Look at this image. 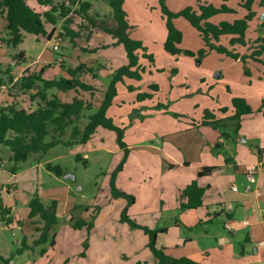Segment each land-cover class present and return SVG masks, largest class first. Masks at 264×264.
<instances>
[{
	"label": "crops",
	"instance_id": "crops-1",
	"mask_svg": "<svg viewBox=\"0 0 264 264\" xmlns=\"http://www.w3.org/2000/svg\"><path fill=\"white\" fill-rule=\"evenodd\" d=\"M134 1L129 2V0H126L124 4L130 24L133 21L131 19V11H129L127 5L131 3L133 6L138 7L139 0ZM148 1L156 3L157 0ZM196 1L190 0L189 5L195 6ZM28 3L39 13L49 10V6L40 5L37 0H28ZM94 3L93 1V7ZM106 7L107 13L112 15V8ZM254 10L257 15L250 22L246 41L248 42L249 38L252 37L256 41V45H258L257 40L264 37V34L262 35L261 33V30L264 29L261 25L264 9L258 11L254 7ZM221 15L212 18L211 21L218 24L214 19ZM111 19L115 20L114 17ZM234 20L229 18L222 19V21L230 22ZM6 25L7 20L0 17V26L5 28ZM48 26H51V30H49L51 32L53 26L47 25V31ZM61 26L59 21L53 36L56 35ZM105 37V46H108V48L104 50L103 55H98L94 60L85 56L73 59L70 54L77 56V50L80 48L71 47V49H68L70 53L66 56L56 55L53 57L51 63L56 66L53 65L54 69H51L50 72L49 69L44 70L43 78L56 79L53 76H49L53 75L52 70H59L57 79L61 77V73H63L64 78H69L67 69L64 70V64L59 65V61L68 62L71 69L84 65L93 69L94 74L90 72L83 73L79 76L80 79L87 84L100 88L101 92H105L107 80L110 82L111 74L127 64V55L123 46L113 45L115 40L111 35L108 34ZM83 47L91 48V43L90 46L84 45ZM234 47L242 53L245 50L244 46H239L238 44L234 45ZM260 59L263 63L251 58L246 59L249 64L252 63L254 65L251 77L245 81L246 85L243 86V88L247 87L246 90L248 91L242 92V95H234L233 98H244L251 105V102H253L252 87L255 84L260 85L264 80V54L260 56ZM234 60L240 61L242 59ZM26 62L27 60H25ZM31 65V63L27 64L28 67ZM260 65H263V70H261ZM218 73L221 74V72ZM221 77H223L222 74ZM125 85L132 86L136 91H131ZM138 85L139 82L133 79H125L124 83L118 84V92L134 94L139 91ZM67 92L59 91L54 92V94H57L63 102L69 103L72 102L73 98L64 97ZM256 95L255 101L259 104L261 95L257 93ZM148 101L149 99L137 104L132 103L134 107L139 109L140 106L142 108V114L149 115L152 102L149 104ZM31 103L37 106L39 101L36 100V102L32 101ZM123 106H125V101H122L119 97L113 101V105L108 110V116L118 126L128 125V120L125 117L127 114L122 113ZM30 109H35V107L31 105ZM201 109H204L203 111L211 110L209 105ZM212 112L215 119L221 121L223 125L221 130L227 134L226 137L221 135L219 130L203 124L205 117L202 112V115H196L195 119L188 121L186 129H189V134L194 136L192 142H189L190 145L184 148V142L178 141L176 144L180 146V149H170V152L161 151L158 153L159 149L155 144L149 146V148L146 147L143 142H140V140L145 138L143 130L139 129V138L134 133L136 126H138V121H130L128 125L130 129L126 131L125 139L128 134L136 136L137 140L139 139V169L143 172L142 174L139 172V179L134 176V173H129L134 165L133 154L135 145L128 144L131 148V153L124 170L118 176L117 185L121 190L135 196L136 201L129 208V214L132 218L139 224L152 229L167 230L160 233L157 240V246L165 249L167 254L173 257H188L201 264H264V100H261L257 108V112L263 115L260 123L254 125L258 129L254 133L247 134L241 125L239 132L235 134L233 139L232 137L228 139L229 132H234L236 127L235 122L230 120V117L235 113L233 103L230 107L229 105L225 107L218 106ZM152 114L157 115L158 113ZM253 115L254 113L247 115L243 117V120L252 119ZM155 124H160V122L156 121ZM210 128L218 132L217 135L209 134ZM260 128V132L263 135L262 142L257 134ZM96 134H98V129ZM242 134L246 136L247 140L245 139V142L242 143L243 145L235 148ZM233 140L234 142L231 143ZM193 142L194 144L192 145ZM1 149L2 147H0V152ZM176 151L178 154L175 153ZM11 155L12 153L10 152L8 154L9 160ZM163 155L167 157V160H163ZM119 159H116V163H118ZM11 162L14 163L13 161ZM4 166V163L0 162V167ZM41 167L43 166L39 163L38 165L22 169L17 163H14V166L7 170L8 179L4 183H0V222L6 224L5 227L7 226L11 229L17 227L21 230L23 225L20 224L19 226L17 215L20 216V221L29 224L28 227L32 223L30 220L37 221L39 227L43 226L39 217L30 218L28 205L32 198L25 194V190L22 191L19 188L20 184L13 183L17 178L30 175L32 172L41 173ZM205 167H217V170L211 175L200 176L199 173ZM15 169L16 171H14ZM152 170L156 172L155 174L158 178L153 181V184L146 185L143 175L145 172L151 174ZM106 179L109 182V173ZM29 180L31 185L33 182H37L33 181V178ZM193 181H197L200 187L205 188L203 205L197 209H185L182 205L187 203V198L183 196V191ZM137 182H139V185ZM234 186L237 187V190H233ZM108 189L107 191L106 188L101 189L100 195L90 204L79 203L70 199L62 204L55 196H50L49 192L42 193V191L36 190L38 192L36 194H40V197L46 199L45 203H50V201L54 200L58 202L57 213L59 218L64 216L61 214L63 212L70 213L66 217L68 225L63 228L65 233L63 236L56 235V244L52 250L57 253L56 255H63L65 261L69 262L72 258L82 254L80 246L83 241L88 240V256L90 254L97 257L93 264H106L110 258L112 259L110 264H138L139 262L155 264V258L148 248V236L146 234L142 237L139 236V231L142 233L144 231L132 228L127 223L119 221L120 211L126 206V200L123 198L114 199L110 194V187ZM166 190L171 192V199L168 202L163 199ZM103 200H105V203ZM95 206H98L96 212L94 211ZM118 206L120 207L118 208ZM74 210L80 212V220L87 224H93L90 233L87 232L86 225L80 229L73 228L72 224L77 219ZM70 217L74 218V221L72 220L73 223L69 221ZM163 223L165 225H162ZM1 235L0 259H8L14 252L7 247ZM23 237L28 238L26 233H23ZM139 237L141 238V245L139 244ZM17 242L21 243L22 241L19 239ZM113 248L115 250H112ZM37 250L38 248L35 247L31 251L25 252L34 253ZM67 250L69 251L68 254L71 253V258L66 255ZM25 252L23 253L24 255ZM139 255L141 256L139 257ZM20 256L16 255L13 257L9 264H20ZM40 260L42 259L37 256L33 257L32 262L29 260L27 263L36 264ZM0 264L2 263L0 262Z\"/></svg>",
	"mask_w": 264,
	"mask_h": 264
},
{
	"label": "rangeland",
	"instance_id": "rangeland-1",
	"mask_svg": "<svg viewBox=\"0 0 264 264\" xmlns=\"http://www.w3.org/2000/svg\"><path fill=\"white\" fill-rule=\"evenodd\" d=\"M130 1L135 2L134 0H129V2ZM189 1L190 0H167V5L170 10L178 12L187 6H193L189 5ZM94 2V7L90 11V14L97 20V22L107 25L108 27H116V21L111 19L113 13L112 15L107 13L106 6H108V8H110V6L103 0H94ZM222 2L223 1L220 0H197L193 7L198 9L200 4L205 5L213 3L221 5ZM224 4L237 10V14L221 15L214 19V21L218 23L221 22L222 19L229 18L232 20L240 17L243 18L247 13V10L244 7V0H228L224 2ZM254 7L258 11L264 9L259 3H256ZM127 8L131 11V19L133 21L132 24L129 23L131 27L129 34L133 39L141 40L144 43L147 47V52L152 54L153 61L142 56L141 53L139 66L142 78L141 80L133 79L134 81L139 82V91L134 94H125L120 91L115 99L120 97L122 101H125L122 113L127 114L125 117L128 120V125L130 121H138V126H136L134 133H136L139 138V129L143 130L145 138L140 140V142H143L146 147L149 148V146L155 144L159 149L158 153L161 151L170 152V149H180V146L176 144L180 141L184 142L183 147L185 148L190 145L192 138L194 137L189 134V129H186L188 127V121H190V119H195L196 115H202V112L204 117H206L207 113L213 114V109H216L218 106H232L234 95H242V92L244 93L248 91L246 90L247 87L243 88V86L246 85L245 81L251 77L254 71V65L252 63L249 64L247 60H234L232 57L219 53L215 49L206 47V43L201 35H199V32L189 21L182 17L175 19V24L184 35L180 47L183 50L191 51L193 55H172L164 49V43L167 39L168 32L166 28V18L161 11L158 1L153 3V1L139 0L138 7L128 3ZM64 22V18L60 19L61 25H63ZM76 23L84 24V18L76 16ZM49 30H51V26H48V32ZM261 33L262 35L264 34V29L261 30ZM107 35V33L94 28L84 31L82 33L81 44L82 46H90L91 43V48H88L90 51L84 52L82 49H78L77 56L72 53L70 56H73V59H79V57L85 56L94 60L98 55H103L104 50H107L103 47L106 45L105 36ZM56 37H60V45L59 49L54 50L53 43L55 42ZM7 39L8 35L5 28L0 26V80H2L0 85V106L17 103L20 107L30 108L31 105H33L37 108V106L31 103V99H35V97L32 96H34V94H36L41 88V83L38 82L32 91H27L20 88L21 78L28 74L38 73L41 70L46 71L49 69L50 72V70L54 69V66H56L51 63L53 57L56 55L66 56L70 53L68 49H71L72 46L69 44L68 38L65 37L62 26L51 40L47 37H36L27 33L24 42L15 48L8 44ZM211 43L214 46H223L234 53H238L240 56H251L257 47L256 41L252 39V37H250L248 42L246 41L244 45L238 44L239 46H244L245 50L243 53L237 50L234 45H231V36H222L219 41L212 40ZM201 49L206 50L202 55L199 53ZM20 54H22V58L19 57ZM25 60H27V64L31 63L32 65L28 67ZM13 61H16V64H12ZM58 63L59 65L64 64V70L70 68L68 62L63 63L59 61ZM260 68L263 70V65H260ZM58 71L52 70L53 75L49 76H53L57 79V76L59 75ZM92 71L94 74L93 69ZM60 72L62 71L60 70ZM218 72H221L223 77L215 79L214 75ZM113 74L114 73L111 74L110 78ZM61 77H64L63 73H61ZM108 85L109 82L107 80L106 87ZM3 86H6V88H3ZM125 86L129 87V85ZM252 88L253 102H251L250 106L254 113L253 118L241 120L242 128H244L247 134L254 133V131L258 129L257 127H254V125L260 123V120L263 119V115L257 112V108L259 107L261 100H264V80L260 85L255 84ZM99 89L100 88H96V91L94 92L71 91L64 95V97L70 99L74 98L73 96L80 97L86 102L92 104L93 109L86 111L85 118L79 122L81 128L88 123V116L96 112L102 103L104 92H101V89ZM54 92L59 91L53 89L49 91V94L53 95ZM256 93L261 95L259 104L255 101L257 96ZM139 94L149 95L150 97L140 100L138 98ZM148 99L149 104L152 102L149 110L151 113L149 115L142 114V108H140V106L139 109L133 106L132 102L137 104ZM206 105H209L211 112L206 110L203 111L204 109H201L205 108ZM152 113L158 114L153 115ZM156 121H159L160 124H155ZM128 125H121V127L125 129V136L126 131H129L130 129L128 128ZM212 128L209 129V134L217 135L218 132L214 131ZM260 130L261 128L258 130L257 134L259 140L262 142L263 135ZM71 134L72 127L67 129L66 134L63 137V143L54 146L44 155L33 154L27 161L17 163L22 169L38 165L39 163L43 166L41 167V173L32 172L30 175L19 177L13 181V183L20 184L19 188L22 191L25 190V194L30 198L38 195L36 194L38 193L36 190H39L42 191V193L49 192L50 196H55L62 204L65 201L68 202L69 199L78 201L79 203L90 204L98 195H100L101 189L106 188V191L109 190V182L106 177L109 173L110 179V174L117 164L116 159L121 157L120 150L117 147L115 133L108 129H104L103 127H99L98 134L95 132L93 137L86 143L77 141L73 144H68V142L71 141ZM229 134L228 139H231V137L233 139L235 137V132L232 131L229 132ZM135 137L136 136L128 134L126 142L127 144L135 145L133 154L134 165L131 167L132 170H130L129 173H134V176L139 179V172L142 174L143 171L139 169V139L137 140V137ZM245 139L247 140L246 136L242 134L240 139H238V144L235 145V148H237V146L239 147V145H243L242 143L245 142ZM233 142L234 140L231 143ZM193 144L194 142L192 145ZM1 147L0 162H3L5 166L0 167V183H4V181L8 179L7 170L13 167L15 162L12 163L8 158V154L11 152L10 149L6 146ZM175 153H177V151ZM163 157V160H167L166 156L163 155ZM48 163L54 166H60L64 175L59 177L56 174L47 171L46 165ZM152 171L151 174L145 172L143 175V180L146 185L153 184V181L158 178L155 174L156 172L154 170ZM67 174H73L76 179L66 178L65 176ZM30 178H33V181L37 182H33L31 185ZM137 184L139 185V182H137ZM41 199L43 203H45L46 199H43L42 197ZM163 199L166 202L171 199L170 190H166ZM103 201L105 203V200ZM45 204L47 205L49 202ZM119 207L120 206H118V208ZM97 209L98 206H95L94 211L96 212ZM74 212L77 217L76 221L80 220V212H78V210H74ZM61 214L64 216H60L53 233H55V235L58 234L63 236L65 233L63 228L68 225L66 217H68L70 213L63 212ZM17 218L19 226L20 224L23 225V228L21 229L22 231L17 227L12 229L7 226L5 227L6 224L0 222V235L2 234L3 241H5L7 247L14 253L21 247V243H18L17 241L19 239L23 241V233H26L30 243H33V241L40 235V233L36 231V228L39 227L37 221L30 220L32 223H30L31 226L28 227L29 224L19 220V215H17ZM72 220L74 221V218H69V221ZM162 225L165 224L163 223ZM144 234V232L142 233L139 231V236H145ZM141 243V238L139 237V244L141 245ZM80 247L82 254L76 258H72L69 262L65 261L63 255H56L57 253L52 250L54 249V246L51 247L49 244L38 246V250L34 253L25 252V255L21 254L19 262L20 264H28L27 262L29 260L32 262L33 257L38 256V258H41L42 260L38 261L36 264H93L97 257L96 255L90 254L88 256V240L83 241ZM42 248L46 249V252L43 254H41L40 251ZM115 248L112 250H115ZM68 252L69 251L67 250L66 255L70 256L71 253L68 254ZM140 256L141 255H139V257ZM111 261L112 259L110 258L106 264H110ZM0 262L3 264L1 259Z\"/></svg>",
	"mask_w": 264,
	"mask_h": 264
},
{
	"label": "trees",
	"instance_id": "trees-1",
	"mask_svg": "<svg viewBox=\"0 0 264 264\" xmlns=\"http://www.w3.org/2000/svg\"><path fill=\"white\" fill-rule=\"evenodd\" d=\"M94 0H37L40 5L49 6V10L44 13L35 11L28 3V0H0V17L7 20L5 31L8 35L7 42L13 47L21 45L26 34L35 36H43L52 39L55 33V27L60 19H65L62 30L65 37L68 38L72 47H78L84 52L90 51L81 44L82 33L88 29L94 28L103 31L113 37L115 43L113 45L123 46L127 55V64L117 69L111 77L109 85L104 92V98L100 107L96 112L88 116V123L81 128L79 122L85 118V112L92 110V104L86 102L80 97H74L72 102H63L57 94L50 95L49 91L56 89L58 91H85L94 92L96 88L80 79L83 73H92V69L84 65L76 69L67 68L69 78L61 77L59 79L43 78L44 70L38 73L25 75L21 78L20 88L32 91V89L41 83V88L34 94L35 99L39 103L37 108L30 109L20 107L17 103H10L0 106V147L6 146L10 149L12 155L10 161L15 163L27 161L33 154H46L51 148L63 143V137L68 128L72 127L71 141L86 143L89 141L99 127L108 129L115 133L116 143L120 150L121 157L116 164L114 170L110 174L109 187L111 196L114 199L123 198L126 200V206L120 211L119 221L127 223L132 228L141 229L148 236V248L155 258V264H201L188 257H173L166 253L165 249L157 246L158 235L166 232V229H152L148 226L139 224L129 214V208L135 203V196L121 190L117 185L119 174L124 170L131 153V148L125 139V129L114 123V120L108 116V110L113 105L115 97L118 95V84L124 82L125 78L141 80L140 73V55L153 61L152 54H149L147 47L141 40L133 39L130 34V24L127 13L124 9L126 0H103L111 8L113 17L117 22L116 27H108L97 22L90 14L93 8ZM163 15L166 18L167 39L164 43L166 52L172 55H188L193 53L188 50L181 49L183 42V32L175 24V19L180 17L186 19L200 33L205 41L206 47L217 50L219 53L230 56L234 59L241 58L246 60L252 58L255 61L263 63L260 56L264 54V37L257 40V47L251 56H240L238 53L223 47L214 46L212 40L219 41L222 36H231V45L245 44L246 34L250 26V22L257 15L254 10L255 4L258 2L264 7V0H244L247 14L243 18L234 21H221L216 24L211 21L212 18L221 14H237V10L226 4L219 6L209 3L200 4L198 9L193 6H187L184 9L174 12L167 5V0H157ZM226 2L228 0H220ZM76 16L84 18L85 23H76ZM47 25H52L51 32L47 31ZM264 27V21L261 22ZM107 49L108 46H103ZM206 52L201 49L199 53L202 55ZM22 58V54L19 55ZM143 73V72H142ZM2 80H0V85ZM131 91H135L132 86ZM150 97L149 95L139 94L140 100ZM235 113L230 117L235 122V134L239 132L241 120L247 115H251L253 110L244 98L235 97L232 100ZM203 124L219 130L221 135L227 136L221 130L223 126L220 120H216L214 114L207 113ZM49 172L61 177L64 175L60 166H54L50 163L46 165ZM217 170V167H205L199 173L200 176L211 175ZM16 171V169L14 170ZM205 188L198 185L197 181H193L183 191V196L187 198V203L182 207L185 209H197L203 205V196ZM30 218L39 217L43 226L37 227L36 231L40 235L30 243L27 237L21 242V247L8 259L2 258L3 264H9L16 255H21L25 251H31L35 247L49 244L55 246V226L58 224L59 216L57 213V201L49 204L43 203L39 195L34 196L29 202ZM73 223V221H72ZM73 228L80 229L86 225L88 233L92 231L93 224H87L82 220L74 222ZM46 249L41 251V254ZM138 264H146L139 262Z\"/></svg>",
	"mask_w": 264,
	"mask_h": 264
},
{
	"label": "built area",
	"instance_id": "built-area-1",
	"mask_svg": "<svg viewBox=\"0 0 264 264\" xmlns=\"http://www.w3.org/2000/svg\"><path fill=\"white\" fill-rule=\"evenodd\" d=\"M59 41H60V37H56L55 42L53 43V49L54 50L59 49V45H60ZM12 64H16V61H13ZM3 88H6V86H3ZM233 190H237V187L234 186ZM70 219H71V217H70Z\"/></svg>",
	"mask_w": 264,
	"mask_h": 264
},
{
	"label": "water",
	"instance_id": "water-1",
	"mask_svg": "<svg viewBox=\"0 0 264 264\" xmlns=\"http://www.w3.org/2000/svg\"><path fill=\"white\" fill-rule=\"evenodd\" d=\"M261 19L264 21V14L262 15V18ZM220 77H221V74L220 73H216L215 74V78L219 79ZM65 177L66 178H73L74 180L76 179L73 174H67Z\"/></svg>",
	"mask_w": 264,
	"mask_h": 264
}]
</instances>
